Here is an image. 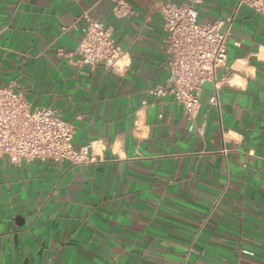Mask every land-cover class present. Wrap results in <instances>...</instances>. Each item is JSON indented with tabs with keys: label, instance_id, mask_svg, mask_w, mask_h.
I'll list each match as a JSON object with an SVG mask.
<instances>
[{
	"label": "crops",
	"instance_id": "0c3cea01",
	"mask_svg": "<svg viewBox=\"0 0 264 264\" xmlns=\"http://www.w3.org/2000/svg\"><path fill=\"white\" fill-rule=\"evenodd\" d=\"M126 1L136 15L117 20L111 0H0V85L72 121L94 155L0 159V264H264V17L199 7L233 21L219 106L207 83L191 122L151 93L169 77L156 0ZM85 13L113 30L116 71L82 64Z\"/></svg>",
	"mask_w": 264,
	"mask_h": 264
},
{
	"label": "built area",
	"instance_id": "2783aa9c",
	"mask_svg": "<svg viewBox=\"0 0 264 264\" xmlns=\"http://www.w3.org/2000/svg\"><path fill=\"white\" fill-rule=\"evenodd\" d=\"M114 18L121 20L136 15L126 0H111ZM204 0H156L153 13L162 18L167 85L157 86L151 93L162 96L169 93L183 108L188 120L194 122L201 109L204 85L215 83L216 71L227 63L228 42L233 18L228 28L221 31V23L202 22L199 7ZM248 7L264 17V0H238L235 14ZM84 36L78 47L83 65L104 67L116 71L123 51L116 43L113 30L99 19L86 13ZM148 29V27H146ZM67 30V29H65ZM212 105L219 106L220 83H215ZM204 134V126L196 129ZM75 127L53 108L32 109L20 93L11 86L0 85V159L8 157L11 163L35 161L70 162L83 165L94 161L88 147H74ZM225 152V150H224Z\"/></svg>",
	"mask_w": 264,
	"mask_h": 264
}]
</instances>
